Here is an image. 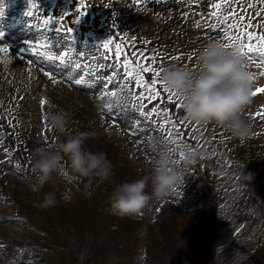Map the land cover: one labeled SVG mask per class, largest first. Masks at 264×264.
Listing matches in <instances>:
<instances>
[{"label":"rangeland","instance_id":"374dc122","mask_svg":"<svg viewBox=\"0 0 264 264\" xmlns=\"http://www.w3.org/2000/svg\"><path fill=\"white\" fill-rule=\"evenodd\" d=\"M105 1L109 9L106 20L109 26L107 29L101 28L105 20L103 13L99 12L94 26L101 29L91 31L79 24L81 13L86 11L82 4L74 7L75 12L67 13V0H38V7L46 9L47 13L54 11L59 22L58 28L46 30L42 35L37 25L24 28L22 32L19 30L24 27V20L17 19L16 9L25 8L30 4L29 0H0V31L4 32V37L0 38V48L8 46L9 49L7 53L0 51V73L25 82L27 92L23 93L22 101L11 102L9 108L12 111L19 105L22 125L32 132L35 145H38L35 150L46 147L45 143H38L41 135L38 124H43V119L52 107L61 105L69 114V119H75L74 132L78 129V133H90L85 138V150L105 153L112 164L109 177L101 181L100 187L94 188L99 192L93 199L98 205L95 211L100 212L95 230L80 233L77 224L76 228L73 227L75 223H72V219L66 220L65 223L56 221L60 216L59 212L54 210L53 205L42 203L45 194L49 192L55 193L56 199L73 201V198H69L68 191L71 185L60 182L54 174L52 181L43 186H28L27 182H23L26 180L24 175L18 174V163L8 153L0 151V159L13 179L23 183L14 182L15 185L20 183L19 190L30 191L20 200H26L29 203L27 207L40 212L41 215L34 213L35 222H32V226L25 225L16 218L0 221V264L17 263L18 257L12 247H17L18 244L27 247L26 258L20 260L22 263L32 259L33 262L38 261L36 264H46L42 259L44 253L39 251L40 254L35 255L28 245L37 242L51 246L47 250V264L262 263L264 249L253 254L255 249L251 247L259 238L264 237V160L257 169L253 168L256 174L248 170L239 174V180L237 177L232 178L230 185L233 189L229 194L222 193L224 197L219 208L216 201L210 205L217 206L218 211L209 208L203 212L202 219L199 215L195 217V212L189 211L182 199L170 194L162 198L152 195L150 179L145 191L150 194L151 199L138 214L132 215L140 220L115 218L109 214L110 198L118 185L143 177L150 178L152 166L149 164L152 160L146 154L137 158V148L140 144L150 148L156 137L142 120V112L138 111L132 99L122 93H119L118 98L107 93L120 86L117 78L120 72L114 70L111 63L119 65L125 74L122 67L125 59L136 64L150 61L148 66H155L156 70L160 71V86L163 88L161 75L164 67L176 63V60H192L195 63L197 50L208 41L224 42L227 34L240 37L247 43L246 32L253 33V36L257 32L264 33V12L261 11L264 9V0H226L231 4V10H227L225 3L220 8L226 16L223 22L210 18L215 11L212 5L220 0ZM239 9L255 11L258 18L253 24L242 23L237 17L230 23L229 15L235 14ZM111 17L113 20L117 18L130 23L125 24L130 26L127 27L128 31L124 29L121 32L120 28L114 31ZM134 27L143 28L141 32L148 34V37L145 34L140 37L141 40L155 38L157 41L152 45L143 44L139 50L127 54L123 50V36L128 37V42L129 38L135 40ZM14 34H21L25 40L13 42L10 38ZM108 39H111L113 44L110 49H105L103 42ZM252 43L253 48H257L259 41L253 40ZM116 45L123 50V56L115 54ZM33 48L36 51H33ZM65 53L68 55L64 56ZM261 53L263 52L255 50L244 55L246 69L253 77L252 91L257 87H264V56ZM152 57L156 59L152 60ZM8 58L10 62L5 63ZM163 58L165 60H162ZM48 73L52 74L51 77ZM149 77L156 79L152 73H146L145 79ZM109 78L115 79L114 83H111ZM77 79L83 82L76 84ZM131 80L133 88L135 80ZM135 89L133 95H136L137 90L144 91L143 88ZM44 100L47 103L42 104ZM108 104L112 105L110 109L106 107ZM151 107H157V103L153 101ZM247 111L244 118L262 131L264 115L256 114L264 113V93L251 96ZM151 112V109H146L143 114ZM185 117L184 113L182 123L187 125V132L196 133L195 143L198 145L215 139L220 144H227L228 152L241 148L237 138L228 133L224 126L218 133L210 135L212 127L203 130L199 124L192 121L185 123ZM71 122L68 124L70 128L73 125ZM167 129L173 134L179 133L176 131V124L173 127L171 123ZM131 156V162L126 160ZM245 161L248 168L251 162ZM105 184L112 188L106 191ZM58 185L63 187L61 191ZM11 187H14V184H11ZM172 201L180 206L179 209H174L176 206L171 205ZM101 206H104L102 210ZM217 212L220 219H226L228 227L223 221L218 223L215 220L213 214ZM46 214L48 218L44 221ZM83 216L84 213L81 212L80 219ZM40 220L44 222L45 232L40 230ZM49 220H53L54 224H49ZM221 225L224 226L222 230ZM198 229L203 230L199 232ZM133 243H136L137 248L131 253ZM59 255L62 258L61 263L57 259Z\"/></svg>","mask_w":264,"mask_h":264},{"label":"clouds","instance_id":"9594fccd","mask_svg":"<svg viewBox=\"0 0 264 264\" xmlns=\"http://www.w3.org/2000/svg\"><path fill=\"white\" fill-rule=\"evenodd\" d=\"M10 58L5 61L9 63ZM161 79L163 85L174 91L183 101L187 119L197 124L214 122L227 128L231 135L245 139L252 131V125L243 113L251 101L253 81L246 69L245 56L235 48H226L217 40H210L195 54V65L164 67ZM69 114L64 110L48 113L49 126L63 131ZM90 133H79L60 143L55 150L44 147L36 150L34 160L35 181L43 186L52 181L54 174L62 173V156L66 155L71 169L80 176H97L101 180L111 174L112 164L103 152L86 151L85 138ZM203 153L188 149L184 166L195 162ZM151 180L152 195L167 196L182 180V172L156 165L150 178L143 177L117 186L111 196V211L118 216L138 214L149 202L151 196L145 191ZM55 203V193L45 194L44 204Z\"/></svg>","mask_w":264,"mask_h":264},{"label":"snow or ice","instance_id":"6c2138e0","mask_svg":"<svg viewBox=\"0 0 264 264\" xmlns=\"http://www.w3.org/2000/svg\"><path fill=\"white\" fill-rule=\"evenodd\" d=\"M226 2V0H220L219 3H215L212 5L213 9H220L223 4ZM29 3L31 5V8L25 13L26 16H32L33 15V9H35L38 6V0H29ZM84 0H81V4L83 5ZM255 6V5H253ZM262 12H264V9H261ZM83 14V13H81ZM213 16H219V12L218 11H214L213 12ZM53 19V17H46L45 18V23H49L51 20ZM63 19V17H61V20ZM199 26V25H197ZM69 31H71V29H69ZM245 35L248 37V42L245 43L242 38L240 37H233V36H229V35H225L224 37V42L223 45L226 48H235L238 49L239 52H241L243 55H247L248 53L255 51V50H260L261 52H264V33H260L257 32L255 34V36H253V33L251 32H246ZM4 37V32L0 31V38ZM259 41V44L257 45V48H253V43L252 41ZM113 44V41L111 39L105 40L103 42V47L105 49H110L111 45ZM46 45H41V47H44ZM8 46H5L3 48H0V51H3L5 53L8 52ZM33 51H36L35 48H33ZM115 54L117 56H123V50L120 48L119 45H116L115 48ZM68 54L65 53L64 56H67ZM63 58V57H60ZM152 60H155L156 57H152ZM150 61L149 62H142L140 64H136L134 61L131 60H127L125 59L122 67L125 69V75L130 78V79H134L135 80V87L139 88H143L144 90V95H141L139 93H137L133 99L136 101H140V100H145L147 99H152L155 97H159L161 95V91H160V71H157L155 66L153 67H149ZM146 73H152L156 79H151V77H149V79H145V74ZM49 77H51V73H48ZM113 75H116V73H113ZM251 75V74H250ZM251 78L253 79L252 75ZM76 84H81L83 81L80 79H77ZM163 83V82H162ZM125 87H128V85L126 84ZM130 91V88H129ZM163 91L168 93V97L169 98H175L177 100V102L181 105V107L183 108V101L182 99L178 96L177 93H175L174 91L168 89L166 86L163 85ZM120 92H123V89L120 90ZM257 93H264V87H257L255 89V91H252L251 96H255ZM107 95L111 96V97H117L118 98V92L117 91H111L109 93H107ZM42 104L47 103L46 100L41 102ZM107 108H111L112 105L108 104L106 105ZM156 110L153 109V113H155ZM147 114V113H145ZM168 115L170 116L171 113H168ZM257 116H261L264 115V113H257ZM46 119V116H45ZM168 123H172L173 127H175V124L177 123L176 121H171L166 119L165 120V124ZM185 123H191V121L189 119H187L185 117ZM169 137L170 139L172 138V134L169 133ZM176 139H182V137H180L179 135H177ZM182 147V145H181ZM181 155H183V152L180 153Z\"/></svg>","mask_w":264,"mask_h":264},{"label":"trees","instance_id":"16d2710c","mask_svg":"<svg viewBox=\"0 0 264 264\" xmlns=\"http://www.w3.org/2000/svg\"><path fill=\"white\" fill-rule=\"evenodd\" d=\"M175 65H179V62ZM31 168H34L33 166ZM36 175V174H35ZM35 175L33 177L35 178ZM12 196L14 200H18L20 204V212L23 216H25L27 219L30 220L32 223L34 221L33 216H35L34 213H37V215H40V212L33 211L31 208L27 207L29 203L26 200H20V197L18 195V190L12 191ZM75 201L74 202H66L62 203L61 201L57 200L55 198V203L51 204L54 206V210H57L59 212V218H57L56 221H65L68 219H72V223L74 228L78 225L80 228V233H83L82 231H88V230H95V226L97 221L95 220L97 217V212L95 211V208L97 207L96 203L93 202L94 200H89L86 197H84L81 193L76 192L74 194ZM85 202V203H84ZM42 203L44 204V198L42 200ZM71 208V210H69ZM81 212L84 213V216L82 219H80ZM41 216V215H40ZM48 218V215H45L44 221ZM78 219V220H77ZM42 220V218H41ZM40 220V222H41ZM35 222V221H34ZM44 222H41L40 226L42 228H45ZM49 224H54L53 220H49ZM77 224V225H76ZM78 230V229H77ZM79 231V230H78ZM98 232V228L96 230V233ZM45 249L50 248V245L46 243V246H44ZM131 252V251H130Z\"/></svg>","mask_w":264,"mask_h":264}]
</instances>
